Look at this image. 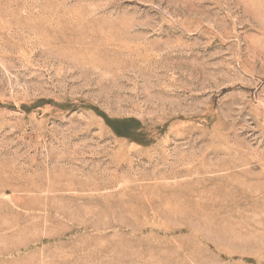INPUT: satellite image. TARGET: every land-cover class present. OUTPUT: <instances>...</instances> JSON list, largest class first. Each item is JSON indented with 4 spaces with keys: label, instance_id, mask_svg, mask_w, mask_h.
<instances>
[{
    "label": "rangeland",
    "instance_id": "374dc122",
    "mask_svg": "<svg viewBox=\"0 0 264 264\" xmlns=\"http://www.w3.org/2000/svg\"><path fill=\"white\" fill-rule=\"evenodd\" d=\"M0 264H264V0H0Z\"/></svg>",
    "mask_w": 264,
    "mask_h": 264
}]
</instances>
